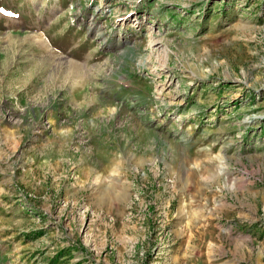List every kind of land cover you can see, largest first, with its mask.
<instances>
[{"label": "rangeland", "instance_id": "obj_1", "mask_svg": "<svg viewBox=\"0 0 264 264\" xmlns=\"http://www.w3.org/2000/svg\"><path fill=\"white\" fill-rule=\"evenodd\" d=\"M0 264H264V0H0Z\"/></svg>", "mask_w": 264, "mask_h": 264}]
</instances>
